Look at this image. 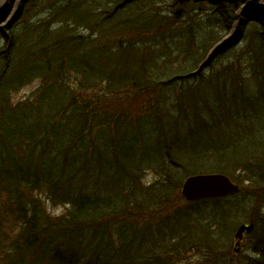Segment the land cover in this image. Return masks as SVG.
I'll return each instance as SVG.
<instances>
[{"label":"trees","instance_id":"trees-1","mask_svg":"<svg viewBox=\"0 0 264 264\" xmlns=\"http://www.w3.org/2000/svg\"><path fill=\"white\" fill-rule=\"evenodd\" d=\"M142 1L53 0L37 19L25 14L16 29L0 28V264H229L221 254L208 256L228 241L234 224L228 222L254 201L243 183L264 201V152H257L264 136L252 131L248 146L259 144L250 152L242 144L230 151L231 144L211 137L226 118L239 126L257 118L264 131L262 11L246 9L239 33L205 67L220 52L242 43L244 49L189 85L187 74L202 61L170 73L162 57L185 53L190 42V48L204 46L213 31L203 47L209 52L237 24L246 0H176L173 17L156 20L133 6ZM195 8L208 13L192 27L182 19ZM116 15L124 17L120 31L136 25L145 38L104 45L88 35L95 25L110 32ZM139 44L141 52L125 51ZM35 80L32 99L8 101L11 88ZM137 97L143 107L131 105ZM208 151L221 166L199 165ZM149 167L163 178L146 185L142 174ZM212 172L233 178L239 194L193 203L177 195L185 176ZM42 194L66 210L45 213ZM171 204L176 207L169 210ZM250 222L249 235L258 234L255 264H264V220L262 228Z\"/></svg>","mask_w":264,"mask_h":264},{"label":"rangeland","instance_id":"rangeland-1","mask_svg":"<svg viewBox=\"0 0 264 264\" xmlns=\"http://www.w3.org/2000/svg\"><path fill=\"white\" fill-rule=\"evenodd\" d=\"M27 1L28 0H0V28L2 32H7L13 27H14L13 29H16V24L21 23V21H23L22 17H24L25 14H28L30 17L37 19L39 17V14L42 11H44L42 8L48 2H52L53 0H38L36 1V3H35V0H29V2L26 4ZM253 1L255 0H246L245 5L241 6V8L236 12L237 24L236 23L234 24L230 33L221 41L222 43H224V40H226V42L227 40H229L228 42H230L234 38V36L239 33L238 24L245 23V18L243 15L246 9H249L252 13L255 12L257 14L262 11V15L264 19V0H260L257 6H252ZM175 2L176 0H144L141 2V4L138 3L133 6H141L142 11L140 13L149 12V14L155 16L153 19L156 20L157 16H160V17L164 16L163 18H168L169 15L172 14V17H173L174 13H176L178 11L177 9L179 8L177 5H175ZM16 3H17V7H15ZM186 8L187 7H185L184 9ZM126 10L127 9H125L124 12ZM207 13L208 11L202 12L198 8H195L191 12V15L189 17L184 16L182 20L186 21L187 25L190 24L192 25V27H196L195 18L200 19L199 18L200 16H203L204 14H207ZM126 16L127 14L125 15V17ZM123 18H124L123 16H117V15L112 17V21L106 27V28H110V32L105 33L103 32L104 28L102 26L95 25L96 28L93 30H90L88 35L91 38L96 37L98 35L96 39L97 40L96 43L102 44V42L106 40L104 45H108L109 43H112L115 45L116 43L120 42V39L123 40V43H128L129 41H133L135 39H137L136 41H138V38H145L144 36L146 35H143L142 33L139 35V32L136 29V27L138 26L136 25L131 26V24H128V26L124 27L123 31H120L118 28L120 27V24ZM154 25L158 28L161 26L159 22H157ZM102 32L108 35L107 39L100 35ZM212 33L213 31L210 32L208 38L207 37L205 38V41L203 42L204 46H201V42H199L190 48V44H191L190 42L186 48L185 53L179 52L176 54L169 55V57L167 55H164L162 57V60L166 65L169 66V67L166 66V68H168V71L170 69L171 70L170 73H174L173 71L178 70L180 66L186 67L188 65H191L193 60L202 61L200 65L198 66L199 68L201 64L203 63V66L200 69V74L202 75H200L198 78H194V75H189L186 77V79L189 81L188 83L189 85L190 84L195 85L197 81L202 78V76L206 78V77L214 75L217 71H219L220 66L223 64V63L219 64L221 61L224 63L231 61V56H229L231 55V53L235 51V54H238L244 49V43H242L233 48L232 47L229 48L227 50V54L225 53L224 56H222L224 52H220L219 53L220 57L216 58L211 65H209L208 67H205L206 62H208L209 59H211L210 55L213 54L214 51L222 45V43L219 42L220 44L217 43L209 52L207 53L204 52L203 47H206L208 45L209 43L208 40L212 37ZM202 36H204V34L199 37L200 40H203ZM196 37L198 38V36ZM143 43L146 44V40ZM135 47L137 51L134 50L133 48H131V50H128V48H125V51L131 54L133 52L142 51L141 49H138V47H141V44L135 45ZM146 52L151 53V50L146 51ZM130 58L132 59L133 57L130 56ZM38 72L39 71L31 72L29 73V75L35 76L37 75L36 73ZM247 73L248 72L246 73L244 72L242 74H247ZM166 75L168 78L169 72ZM10 80L14 82L13 78H11ZM67 82L69 81L67 80ZM38 85H39V81L35 80L31 83H24L14 88H11L8 91L9 95L11 92V96L8 98V101H10L11 103H16L18 101L32 99L34 97L33 95ZM167 98L169 101V91L167 92ZM143 102H144V98L140 99L139 97H137L135 101H133V104L131 105L134 107L135 105L140 104V107H143L142 106ZM260 106L264 107V101L261 103ZM228 117H230V114H228ZM252 131H256L255 138L264 136L262 122H260L257 118H252L251 121H249L248 125H243V126H239L237 125V123L233 122V120L230 121L229 118H226L224 119V122L220 126L219 130L217 132L212 133L211 137L220 143H226L224 144L225 146L227 144H231L232 149H230V151H233V150H239L240 144H242L243 146H248ZM258 144L259 143L251 144V147L250 146L246 147V151L250 152L252 151V149L257 150L258 147L256 145ZM260 151L264 152V146H262L261 149H259L257 152H260ZM207 155H208V159L204 156L205 158L199 161L201 162L199 163V165L207 166V165H212L213 163L215 167L221 166V161L217 160L215 156H213L210 152ZM154 168L155 167H149L143 171V174H142L143 184H146V185L152 184V182L160 181L163 178L162 175H159L157 172H155ZM197 170H200V168H197ZM235 174L238 175L239 173L236 171ZM243 185L245 186V191H248L249 193V194L246 193L245 197H249L247 199H250L253 197L252 200L254 201H252V204H248L247 208H245V212H246L245 215H243L242 213L240 214V217L238 219H236L235 217L231 221L228 222V225L230 226L234 223L232 225L233 228H232V231L230 232L228 241L225 240L224 244L222 243L218 244L217 249L214 252L211 251L209 253L208 259H210L211 256L221 254L224 256L223 259L227 260L229 264H255L257 262V258L259 257L260 254L257 255L253 253L252 250H253V244H254L253 241H257L258 234L256 237H253L252 235H243L240 239L236 235V229L241 225L247 226L250 220H256L258 222H260L261 220H264V201L260 199V193L254 192L252 190V187L251 186L249 187L248 182H244ZM177 195L179 196V190L177 192ZM42 196H43V200L45 199L46 201L45 196L43 194ZM174 196L175 195L172 194L170 197L174 199ZM241 200H243L241 196L237 197V199H234L235 202H238ZM175 201H179V200L175 197ZM182 203L183 202L180 201L178 202V205L180 206L182 205ZM174 207H176V205L171 204L169 206V210L173 209ZM43 209L45 213H48L49 215H59L64 212V207L62 205H54V204H51L50 201L46 202V205L43 207ZM162 212H163L162 215L164 216L166 213H168V209L167 208L163 209ZM11 224L12 222L9 221V226H11ZM262 224L263 223H261L260 225L261 228H262ZM216 228L217 226H215V229ZM216 231L217 229L215 230V232ZM203 249L205 250V248ZM192 256L193 257H205L206 252H205V255L203 256H197V252L192 254ZM188 257H189L188 254L185 253V255L182 258L187 260ZM208 259L204 261L206 262L208 261Z\"/></svg>","mask_w":264,"mask_h":264},{"label":"water","instance_id":"water-1","mask_svg":"<svg viewBox=\"0 0 264 264\" xmlns=\"http://www.w3.org/2000/svg\"><path fill=\"white\" fill-rule=\"evenodd\" d=\"M238 192L227 176L222 174H199L185 179L181 187V195L187 201H194L206 198H220ZM252 226H241L238 232L246 230L250 232Z\"/></svg>","mask_w":264,"mask_h":264},{"label":"bare ground","instance_id":"bare-ground-1","mask_svg":"<svg viewBox=\"0 0 264 264\" xmlns=\"http://www.w3.org/2000/svg\"><path fill=\"white\" fill-rule=\"evenodd\" d=\"M15 7H17V3L15 4Z\"/></svg>","mask_w":264,"mask_h":264}]
</instances>
